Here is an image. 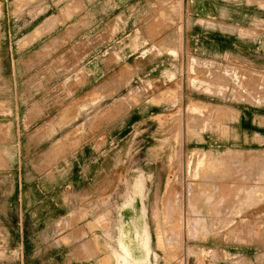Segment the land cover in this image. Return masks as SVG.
Here are the masks:
<instances>
[{
    "label": "rangeland",
    "instance_id": "obj_1",
    "mask_svg": "<svg viewBox=\"0 0 264 264\" xmlns=\"http://www.w3.org/2000/svg\"><path fill=\"white\" fill-rule=\"evenodd\" d=\"M25 1L0 0L1 191L71 195L114 264H264V0Z\"/></svg>",
    "mask_w": 264,
    "mask_h": 264
},
{
    "label": "crops",
    "instance_id": "obj_2",
    "mask_svg": "<svg viewBox=\"0 0 264 264\" xmlns=\"http://www.w3.org/2000/svg\"><path fill=\"white\" fill-rule=\"evenodd\" d=\"M254 43L264 47V39L258 38ZM258 52L260 48L257 46L256 53ZM4 127H8V130L3 131ZM13 128L12 120L5 125L0 123V151L3 149L1 139L7 140ZM8 180L13 185L12 189L9 192H2L0 189V212L9 211L10 218L8 225H0V250H4L0 261L7 260L10 264H114L112 248L105 254L97 249L98 244L108 246L107 237L93 240L96 231H90L88 225L92 221L78 219L76 213L79 211L71 205V195L53 197L46 191L35 199L30 193H22V185L17 179ZM1 182L0 178V185ZM60 221L65 226L63 231L58 232L59 226L55 222ZM57 236L59 241L51 246L48 240ZM128 249L131 256L135 257L132 248ZM143 260L145 259L140 261ZM257 260L256 257L252 258L250 264H263ZM140 261L136 260L134 264Z\"/></svg>",
    "mask_w": 264,
    "mask_h": 264
},
{
    "label": "bare ground",
    "instance_id": "obj_3",
    "mask_svg": "<svg viewBox=\"0 0 264 264\" xmlns=\"http://www.w3.org/2000/svg\"><path fill=\"white\" fill-rule=\"evenodd\" d=\"M27 1V0H26ZM25 1V2H26ZM24 2V3H25ZM28 2V1H27ZM26 4V3H25ZM182 2H181V0L178 2V5H177V8L178 7H181L182 5ZM181 10V9H180ZM194 110H195V108H194ZM197 160V159H196ZM200 161H204L203 159H201ZM190 163V162H189ZM188 163V164H189ZM197 163V162H196ZM198 164V166L197 167H195L196 169H194V171H195V173L193 172V174H194V176H195V178L196 177H198V172L200 171V169L202 168L201 166H202V164H204V163H202L201 164V162H199V163H197ZM221 164H222V162H221ZM196 165V164H195ZM200 165V166H199ZM223 165V164H222ZM199 167H201V168H199ZM208 167V166H207ZM214 167V166H213ZM198 168H199V171H198ZM190 169V168H189ZM226 169V168H225ZM190 171V170H189ZM227 172V171H226ZM228 173V172H227ZM235 174V173H234ZM205 176V175H204ZM203 176V180L205 179L206 180V178ZM235 176L236 175H234V178H235ZM200 177V176H199ZM213 177V176H212ZM197 179V178H196ZM201 179V178H200ZM214 179V178H213ZM237 179V178H236ZM216 180V179H215ZM238 180V179H237ZM168 181V180H167ZM217 181V180H216ZM215 181V182H216ZM232 181V180H231ZM218 182V181H217ZM223 182V181H222ZM235 182V181H234ZM237 182V181H236ZM169 183V182H168ZM205 183V182H204ZM219 183V182H218ZM211 184V183H210ZM223 184V183H222ZM182 185V184H181ZM224 185V184H223ZM223 185H221L222 187H224ZM233 185V184H232ZM167 186V185H166ZM191 186V185H190ZM189 186V187H190ZM220 186V185H219ZM235 186V185H234ZM233 186V187H234ZM248 186V185H247ZM225 188V187H224ZM230 188V187H229ZM210 189V188H209ZM219 189H220V187H219ZM218 189V190H219ZM227 189V188H226ZM232 189V188H231ZM236 189V188H235ZM248 189V188H247ZM221 190V189H220ZM220 190L218 191V192H220ZM223 191H224V189H223ZM237 191V190H236ZM141 192V191H140ZM208 192V191H207ZM222 192V191H221ZM220 192V193H221ZM225 192V191H224ZM210 193H212V192H210ZM226 193V192H225ZM229 193V192H228ZM167 194V193H166ZM174 194V193H173ZM222 194L224 195V193L222 192ZM231 194V193H230ZM234 194V193H233ZM189 195H190V193H189ZM192 195H194V194H192ZM209 195V194H208ZM222 195V196H223ZM227 195V194H226ZM225 195V196H226ZM238 195V194H237ZM139 196V195H138ZM207 196V195H206ZM230 196V195H229ZM174 197V196H173ZM220 197V196H219ZM218 197V198H219ZM141 198H142V196H141ZM188 198V197H187ZM190 198V197H189ZM217 198V197H216ZM224 199V198H223ZM213 200H214V198H213ZM220 200H222V199H220ZM191 201H193V200H191ZM188 202V201H187ZM205 202V201H204ZM207 202V201H206ZM221 202V201H220ZM226 202V201H225ZM140 203H142V202H140ZM192 203V202H191ZM197 203H198V201H197ZM196 203V204H197ZM210 203H214V202H210ZM125 204H127V202L125 203ZM130 204V203H129ZM188 204H189V202H188ZM207 204V203H206ZM218 204V203H217ZM220 204V203H219ZM224 204V203H223ZM229 205V204H228ZM175 206V205H174ZM188 206V205H187ZM192 206V205H191ZM214 206H215V204H214ZM192 207H194V205L192 206ZM141 208H142V206H141ZM177 208V207H176ZM188 208V207H187ZM196 208V207H195ZM221 208V207H220ZM225 208H226V206H225ZM172 209V208H171ZM189 209L191 210V208L189 207ZM179 210V209H178ZM186 210V209H185ZM188 210V209H187ZM189 210V211H190ZM141 212V211H140ZM193 212H194V214H195V216H197L196 214L197 213H199L197 210H194L193 209ZM222 212V211H221ZM144 213V212H143ZM187 213V212H186ZM185 213V214H186ZM181 214V213H180ZM179 213H178V215H180ZM190 214H192L191 212H190ZM143 215V214H142ZM188 215V214H187ZM164 216V215H163ZM183 216V215H182ZM192 216V215H191ZM179 217V216H178ZM181 218V217H180ZM183 218V217H182ZM187 218H185V221H184V227H185V229H186V231H187V234H189L190 235V233H191V227H190V225H188V224H190V223H195V222H198V219L197 218H194V219H188V220H186ZM176 222V221H175ZM189 222V223H188ZM212 222V221H211ZM225 222V221H224ZM146 223V222H145ZM213 223V222H212ZM234 223V222H233ZM232 223V224H233ZM231 224V223H230ZM179 225H180V223H179ZM194 225V224H193ZM218 225H219V223H218ZM229 226V225H228ZM233 226V225H232ZM133 227V226H132ZM183 227V228H184ZM173 228V227H172ZM177 228H178V226H177ZM182 228V229H183ZM181 230V229H180ZM194 230V229H193ZM143 235H142V242H140L139 241V246L140 247H143V249L145 250V253H146V255L149 253V238H148V234H147V229L145 228V226H144V228H143ZM194 233V232H193ZM192 233V234H193ZM176 236V235H175ZM191 236V235H190ZM189 236V237H190ZM193 236V235H192ZM123 237V236H122ZM125 237V236H124ZM179 239V238H178ZM118 240H119V238H118ZM119 243V242H118ZM120 244V243H119ZM141 244V245H140ZM120 248H121V250H122V254L121 255H116V259H118L119 260V262H121V264H133L134 263V261H136L132 256H131V254H130V252H129V249H128V247L127 246H125L124 244H120ZM118 254V253H117ZM120 254V253H119ZM146 258H147V256H146ZM144 259V258H143Z\"/></svg>",
    "mask_w": 264,
    "mask_h": 264
}]
</instances>
